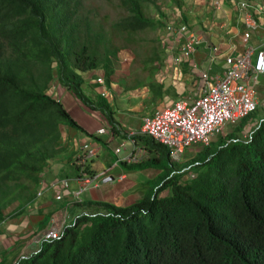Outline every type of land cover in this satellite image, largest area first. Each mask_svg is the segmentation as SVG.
Segmentation results:
<instances>
[{"label":"trees","instance_id":"1","mask_svg":"<svg viewBox=\"0 0 264 264\" xmlns=\"http://www.w3.org/2000/svg\"><path fill=\"white\" fill-rule=\"evenodd\" d=\"M117 1L125 16L106 31L83 12V0H0V224L8 206L18 202V213L36 199L44 168L64 151L61 129L80 128L47 93L50 83L94 109L82 74L101 69L110 85L115 38L160 24L145 15L156 0ZM169 2L179 8L183 0ZM155 64L142 71L151 74ZM148 87L163 97L161 85L150 80ZM96 103L106 112L101 96ZM144 138L170 162L165 147ZM219 138L137 203L99 204L103 211L81 215L14 264H264V118L246 140Z\"/></svg>","mask_w":264,"mask_h":264},{"label":"crops","instance_id":"2","mask_svg":"<svg viewBox=\"0 0 264 264\" xmlns=\"http://www.w3.org/2000/svg\"><path fill=\"white\" fill-rule=\"evenodd\" d=\"M243 1L247 2L249 8L244 10L239 8V3ZM173 7L169 22H182L188 26L189 32L199 35L202 45L198 51L187 61L175 65L173 56L183 42V37L169 36L167 41L168 35H165V40L168 42L165 48L166 54L161 58L156 57L155 62V65H160L159 69L163 67L164 70L162 72L159 69L154 70L155 75L146 78L149 80L148 83L151 80L162 86L163 97L154 95L147 82L145 85L141 82L142 87L128 90L127 85L121 86L113 81L105 87L106 96L102 97L103 90L96 83L97 78L92 79L89 72L82 74L83 91L92 100L94 109L80 105L87 110V114L89 113L88 116L83 114V117L87 120L91 118V125H87L84 120L74 118L76 123L80 121L77 123L80 127L77 132L71 127L64 126L61 129L64 151L54 159L55 164L59 165L52 170L47 169L43 175V186H39L43 192L42 197L25 206L21 212L17 213L19 209L17 203L15 211L10 215L3 213L6 218L0 224V264H14L18 258L36 252L34 240L39 238L51 223L56 222L57 226H60L63 221L66 224L71 223L76 216L89 215L88 211L101 212L103 208H99V204L115 206L108 202L111 198L109 193H106L113 190L109 186H99L105 179L109 178L106 183L113 186L110 181L116 177L115 181L120 182L119 188L123 189H128L130 185L135 186L139 182H151L155 172L152 166H157L165 158L160 150L145 141L146 136L135 135L136 144H129L126 140L128 133H138L143 117L151 115L156 109L170 107L183 99L190 101L197 99L205 86L202 73L209 70L210 78L221 76L223 60L226 56H238L247 46L252 47L255 54L263 48L264 0H183L179 8ZM245 33L250 34L246 43L243 42ZM214 47L218 49L216 62L211 61ZM254 88L259 100L258 109L263 108L261 100L264 98V76L258 79ZM64 95L69 97L66 90H63L60 96ZM99 96L108 104L106 112L100 110L96 103ZM106 113H110L115 131L105 117ZM255 123L256 121L246 126L242 132L246 131L249 134ZM99 129H104L105 133L100 135ZM232 130L226 131L227 134L222 131L224 133L222 135H232L230 134ZM232 136L236 138L235 135ZM82 144H89L91 149L96 151V156L88 159L84 164L81 161L84 154L80 150ZM121 144L124 146L121 152L116 154L114 150ZM99 173L103 177L99 182H94L85 188L80 196L81 202H77L73 197L78 191V185L74 182H71L70 189L64 192L63 200H55L54 194L58 189L53 184L58 180L67 178L72 180L79 175L90 176ZM119 176H123V179L120 180ZM156 182L154 188L159 185L158 181ZM131 196L136 203L144 197L137 193ZM130 203V198L123 201L126 207ZM95 204L97 208L92 209L91 205ZM65 212L68 217L62 215ZM45 220H48V223Z\"/></svg>","mask_w":264,"mask_h":264},{"label":"built area","instance_id":"3","mask_svg":"<svg viewBox=\"0 0 264 264\" xmlns=\"http://www.w3.org/2000/svg\"><path fill=\"white\" fill-rule=\"evenodd\" d=\"M238 6L241 10L249 8L246 1L239 3ZM164 29L168 36L181 35L183 37V42L173 56L175 65L187 61L202 45L201 37L189 32L188 26L182 22H167L164 24ZM249 36V33H245L243 42L246 43ZM262 47L257 54L252 47L247 46L238 56H226L223 60L221 76L210 78L209 70L204 71L201 76L205 86L197 99L179 100L170 107L156 109L151 115L144 116L139 132L128 133L127 142L135 145V135L150 137L167 149L170 162L178 163L186 150L196 145L209 146L212 140L222 134L225 127L234 129L258 109L259 100L254 85L260 77L264 76V37ZM217 51L216 47L212 49V62L218 60ZM96 83L102 87V97L106 96L104 78L100 76L96 79ZM261 105L264 106V98ZM98 133L102 135L105 130L99 129ZM123 146L124 144H121L114 152L119 154ZM80 150L84 153L81 159L82 164L96 156V151L91 149L89 144H82ZM189 176L193 178L194 174L189 173ZM102 177L99 173L90 176L79 175L72 180L60 179L53 184L58 189L54 198L56 201L63 200L64 192L68 191L71 182H74L78 185V191L73 194V197L77 202H81L80 196L85 188L94 182H99ZM119 179H123V176H119ZM42 185L41 181L39 186ZM42 195V189L37 190L36 199L41 198ZM62 215L68 217L66 212ZM78 217L76 216L68 224L63 221L60 226L51 223L50 229H45L40 237L34 240L37 251L43 242L60 238L64 229L71 226Z\"/></svg>","mask_w":264,"mask_h":264},{"label":"rangeland","instance_id":"4","mask_svg":"<svg viewBox=\"0 0 264 264\" xmlns=\"http://www.w3.org/2000/svg\"><path fill=\"white\" fill-rule=\"evenodd\" d=\"M84 6H83V12H85L87 15L90 16V18L95 22L99 23L102 28H104L106 31H111L114 29V26L117 22L123 19L125 16L124 10L120 7L117 0H83ZM173 5L169 2V0H156L154 4H149L145 8V15L150 20L154 22H159V25H155L154 28H147L144 31H140L137 33H122L119 34V39L115 38V41L117 43L118 48V58L115 60L113 59V69L114 73L111 76V81L117 82L119 85H137L138 83L144 82L146 83L149 80H146L147 77L151 78V74L153 75L154 72L151 74L148 71L143 70L142 67L147 68L146 70L150 69L154 63L156 58L155 57H162L165 53V48L168 44L169 36L166 37L165 35L166 31L164 29V24L169 22V17L171 15V11L173 10ZM255 57V55H254ZM154 61V62H152ZM160 66V65H159ZM52 67H55L53 64ZM160 72H162L164 69L163 67H160ZM52 73L54 74L53 77L55 78V70L53 69ZM92 79L93 78H99L102 76V70H96L89 72ZM155 75V74H154ZM148 83V82H147ZM56 87H54V86ZM54 87V88H52ZM65 90L60 84H57L55 81H52L48 87L47 93L52 95L51 97L53 99H56L57 101H60L62 106L66 109V111L72 116V118H79L80 120H84V122L88 125H91V118L89 120L85 119L84 116H88L87 110L82 108L80 104H82L75 96L70 92L67 91L68 96L64 95L61 97L62 91ZM263 99V98H262ZM262 103V100H261ZM83 105V104H82ZM84 106V105H83ZM86 107V106H84ZM264 117V106L263 108L257 109V111L253 114H251L249 117L244 119L245 121H242V123L232 130L230 134L235 135L237 139L246 140L247 138V132H242L246 126L253 123L258 120H261ZM75 120V119H74ZM78 121L77 123H79ZM255 123V124H256ZM252 125V124H251ZM74 132L78 131V128L72 127ZM231 127H226L223 132L226 133V131H230ZM222 132V134H224ZM219 135L217 138H215L216 142L212 143L211 146H207L210 148V150H214L219 143L221 142L220 138L224 139L225 141L228 138V135L223 136ZM203 154V148L201 146H194L191 149H188L185 151L183 156L181 157L180 161L178 163H169L166 159L161 161L157 166H152L154 169V179L151 182L143 183L139 182L135 186H129L128 189L119 188L120 182L115 181V178L111 180V185H108L109 183L103 182L102 184H99L103 186H109L113 191L112 192H106L110 195L109 203L117 206V207H123L126 206L123 204V201L126 198H130V205L136 203L131 195L134 193H137L139 195L145 196L149 195L154 189V185L161 182V180L168 174V172L172 169H174L177 173L181 172L182 170L186 169L187 166L193 162L194 160L198 159V157H201ZM58 157V156H57ZM56 157V158H57ZM59 161H57L58 163ZM56 160L50 161L46 168H44V172L49 169H53L59 164H55ZM50 170V172H51ZM195 170H192L191 172L194 173ZM46 173V172H45ZM158 176V177H156ZM184 179V178H183ZM43 186V185H42ZM98 186V187H99ZM118 187V188H117ZM95 188V187H93ZM115 190V191H114ZM104 194V193H103ZM104 196V195H103ZM138 200V199H136ZM115 202V203H112ZM18 202H14L10 206H8L6 209L3 210V213L5 215H10L12 212H14L17 207ZM56 203V202H55ZM57 204V203H56ZM98 206V205H97ZM99 207V206H98ZM92 209L97 208L96 204L91 205ZM100 208V207H99ZM103 211V210H101ZM63 212V211H62ZM88 213H92L89 212ZM39 220V219H38ZM45 222L48 223V220H45ZM55 225L56 222H54ZM51 225L48 229H50Z\"/></svg>","mask_w":264,"mask_h":264},{"label":"clouds","instance_id":"5","mask_svg":"<svg viewBox=\"0 0 264 264\" xmlns=\"http://www.w3.org/2000/svg\"><path fill=\"white\" fill-rule=\"evenodd\" d=\"M170 163H172V162H170ZM173 164V163H172ZM187 169V168H186ZM185 169V170H186ZM183 171V170H182ZM176 172V171H175ZM189 173H192V172H189ZM194 174V173H193ZM98 213V212H97ZM96 213H89V215L87 214V216H92V215H95ZM82 215H85V214H82ZM81 215H79V217H80Z\"/></svg>","mask_w":264,"mask_h":264},{"label":"water","instance_id":"6","mask_svg":"<svg viewBox=\"0 0 264 264\" xmlns=\"http://www.w3.org/2000/svg\"><path fill=\"white\" fill-rule=\"evenodd\" d=\"M110 179L108 178V179H105V181L104 182H108ZM112 180V179H111Z\"/></svg>","mask_w":264,"mask_h":264}]
</instances>
